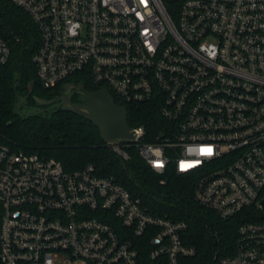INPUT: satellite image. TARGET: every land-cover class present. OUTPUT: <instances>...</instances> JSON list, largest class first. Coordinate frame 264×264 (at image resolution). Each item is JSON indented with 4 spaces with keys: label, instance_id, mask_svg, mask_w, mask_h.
<instances>
[{
    "label": "built area",
    "instance_id": "2783aa9c",
    "mask_svg": "<svg viewBox=\"0 0 264 264\" xmlns=\"http://www.w3.org/2000/svg\"><path fill=\"white\" fill-rule=\"evenodd\" d=\"M35 23L44 89L71 77L158 117L104 142L166 184L189 176L220 219L249 210L212 264H264V0H9ZM10 46L0 36V64ZM65 84V83H64ZM210 150V151H209ZM188 224L152 214L114 177L0 144V264H181ZM145 241V242H144Z\"/></svg>",
    "mask_w": 264,
    "mask_h": 264
},
{
    "label": "trees",
    "instance_id": "16d2710c",
    "mask_svg": "<svg viewBox=\"0 0 264 264\" xmlns=\"http://www.w3.org/2000/svg\"><path fill=\"white\" fill-rule=\"evenodd\" d=\"M0 36L11 51L8 62L0 64V144L54 158L67 171L91 164L99 176L114 177L152 214L185 221L188 224L185 242L195 247L196 254L182 259L181 264H212L216 252L225 254L233 250L237 228L248 219L249 210L220 219L194 201L193 181L189 176L169 173L166 184L161 185L160 178L135 153L129 162H121L105 147L97 128L74 113L55 108L23 116L20 109L23 106L30 108L34 96L47 100L56 98L66 82L80 83L87 91L95 88L76 77L50 89L38 84L31 58L40 44L39 31L31 17L9 0H0ZM31 82L33 89L30 92ZM16 95L20 99L19 107ZM125 108L131 127L158 117L156 108L150 103L125 105ZM140 256L142 264H166L164 259H148L146 246L140 250Z\"/></svg>",
    "mask_w": 264,
    "mask_h": 264
},
{
    "label": "water",
    "instance_id": "95a60500",
    "mask_svg": "<svg viewBox=\"0 0 264 264\" xmlns=\"http://www.w3.org/2000/svg\"><path fill=\"white\" fill-rule=\"evenodd\" d=\"M18 85L15 83L14 89ZM33 89V82L29 84V91ZM79 93L80 103H72L70 95H61L55 99H43L37 96L33 100L37 106L35 113H41L46 110L60 108L63 111L74 113L91 122L98 130L103 142H110L117 138H132L130 127L127 120L126 108L115 103L111 94L101 88L96 91H87L82 84L65 83L62 90ZM17 105H20V99L16 95ZM47 106L46 108H40Z\"/></svg>",
    "mask_w": 264,
    "mask_h": 264
},
{
    "label": "flooded vegetation",
    "instance_id": "af4514ba",
    "mask_svg": "<svg viewBox=\"0 0 264 264\" xmlns=\"http://www.w3.org/2000/svg\"><path fill=\"white\" fill-rule=\"evenodd\" d=\"M66 83H73V82H66ZM72 91H73L72 89L70 91H68V92H65V91L62 90L61 93L58 96H61V95H64V94L70 95V93H72L71 96H70L71 102L72 103H80L79 93H77V92L73 93ZM53 99H55V98H53ZM46 107L47 106H43V107H40V108H46ZM36 108H37V106H36V104L34 102V104L31 105L30 109L34 112Z\"/></svg>",
    "mask_w": 264,
    "mask_h": 264
},
{
    "label": "rangeland",
    "instance_id": "374dc122",
    "mask_svg": "<svg viewBox=\"0 0 264 264\" xmlns=\"http://www.w3.org/2000/svg\"><path fill=\"white\" fill-rule=\"evenodd\" d=\"M33 111L28 108L27 106H23L21 109H20V113L23 115V116H26V115H29L31 114Z\"/></svg>",
    "mask_w": 264,
    "mask_h": 264
},
{
    "label": "snow or ice",
    "instance_id": "6c2138e0",
    "mask_svg": "<svg viewBox=\"0 0 264 264\" xmlns=\"http://www.w3.org/2000/svg\"><path fill=\"white\" fill-rule=\"evenodd\" d=\"M210 151V150H209Z\"/></svg>",
    "mask_w": 264,
    "mask_h": 264
}]
</instances>
